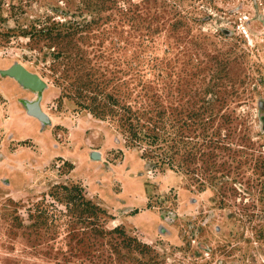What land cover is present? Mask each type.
Wrapping results in <instances>:
<instances>
[{"label":"rangeland","instance_id":"1","mask_svg":"<svg viewBox=\"0 0 264 264\" xmlns=\"http://www.w3.org/2000/svg\"><path fill=\"white\" fill-rule=\"evenodd\" d=\"M13 59L65 150L0 82V264H264V0H0ZM85 146L154 185L91 177Z\"/></svg>","mask_w":264,"mask_h":264},{"label":"water","instance_id":"2","mask_svg":"<svg viewBox=\"0 0 264 264\" xmlns=\"http://www.w3.org/2000/svg\"><path fill=\"white\" fill-rule=\"evenodd\" d=\"M0 82L10 89L11 98L18 109L17 122L26 125L25 127L33 131L34 137L44 141L45 144L54 152H62L65 150L52 137L51 129L57 123L56 119L49 115L45 109V100L51 86L39 75L38 72L29 68L17 59L0 60ZM19 121V122H18ZM17 138L13 131H9L6 135L5 141H11ZM82 153L88 161L87 172L89 175L95 172L96 167H100L106 176L119 178L124 182L127 191L141 193L140 183L150 185L152 182L145 181L147 176L143 172L132 173L130 167L126 169L117 170L104 159L103 152L95 151L85 146ZM81 162L84 165L82 157ZM96 173V172H95ZM100 175H94L95 189L106 191L113 195V188L106 181H100ZM16 184L14 175L6 168L0 167V187L13 189ZM151 184L149 187H152ZM143 186L142 189H145ZM23 189V188H22ZM21 189V190H22Z\"/></svg>","mask_w":264,"mask_h":264},{"label":"flooded vegetation","instance_id":"3","mask_svg":"<svg viewBox=\"0 0 264 264\" xmlns=\"http://www.w3.org/2000/svg\"><path fill=\"white\" fill-rule=\"evenodd\" d=\"M87 137V136H86ZM131 165V166H130ZM129 165V167H130V170H131V172L132 173H137L138 171H135L136 170V168L134 167V165H132V164H130ZM114 168H118V167H116V166H114V165H112ZM117 170H121V169H117ZM140 172V171H139Z\"/></svg>","mask_w":264,"mask_h":264},{"label":"bare ground","instance_id":"4","mask_svg":"<svg viewBox=\"0 0 264 264\" xmlns=\"http://www.w3.org/2000/svg\"><path fill=\"white\" fill-rule=\"evenodd\" d=\"M48 96H49V94L47 95V97H48ZM46 100H47V98H46ZM46 100H45V103H46ZM85 142L87 143L86 138H85ZM87 145H88V143H87ZM142 185H143V183H140V184H139L140 187H142Z\"/></svg>","mask_w":264,"mask_h":264}]
</instances>
